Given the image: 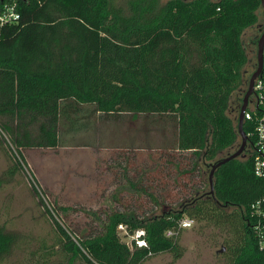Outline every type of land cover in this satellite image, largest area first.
Instances as JSON below:
<instances>
[{
    "label": "trees",
    "instance_id": "trees-1",
    "mask_svg": "<svg viewBox=\"0 0 264 264\" xmlns=\"http://www.w3.org/2000/svg\"><path fill=\"white\" fill-rule=\"evenodd\" d=\"M6 4L19 17L0 24L1 139L6 133L25 158L57 148L63 117L89 107L104 119L142 116L143 131L158 129L161 143L140 166L122 167L123 151L106 163V171L119 169L108 207L49 208L38 198L52 223L50 243L29 249L26 236L0 223V264L16 251L25 264H142L164 252L174 263L185 253V217L222 245L223 264H264L249 216L264 198L255 137L243 158L215 169L212 193L204 177L240 137L228 112L249 59L242 35L258 22L260 0H0V9ZM243 130L253 132L254 123L244 121ZM5 152L11 167L0 186L21 171ZM69 212H83V227ZM119 225L143 229L146 245H128Z\"/></svg>",
    "mask_w": 264,
    "mask_h": 264
},
{
    "label": "rangeland",
    "instance_id": "rangeland-1",
    "mask_svg": "<svg viewBox=\"0 0 264 264\" xmlns=\"http://www.w3.org/2000/svg\"><path fill=\"white\" fill-rule=\"evenodd\" d=\"M160 1L164 3L167 0ZM261 21L262 8L259 10L257 23ZM257 23L247 28L242 35L248 58L256 49L251 40L258 39L261 32L256 27ZM246 67L247 64L241 72ZM234 96L235 93L228 112L232 118L237 116ZM92 111L87 107L73 117L68 115L63 117L59 127L57 148L31 149L26 153V162L31 168L35 182L49 203L57 201L64 205L72 204L87 209L108 207L111 204L109 194L115 187L109 183L118 177L119 169L114 167L106 171L108 170L106 163L110 159L113 160L116 153L123 151L120 152V157L124 161H119L122 167H128L125 165L127 162H132L130 166L135 165L133 163L140 166L141 161L147 156L145 153L161 143L157 135L158 129L143 131L145 118L142 116L136 117V120H132L127 114L120 118L104 119ZM239 144L240 137L235 146L219 156L228 155L236 150ZM5 151V145L0 137V176L11 167V160ZM240 156L243 158L245 151ZM116 162L113 161V164ZM207 176L206 169L204 177L207 179ZM38 202L39 199L27 175L20 171L10 178L5 177V182L0 186V223H5L8 229L26 236L30 240V244H27L29 249H34L38 241L46 240L50 243L54 235L52 223ZM70 217L75 218L81 227L84 220H87L83 212L70 213ZM118 229L121 239L129 244L131 232H127L124 227ZM209 236L208 231L199 234L197 225L194 224L180 233V245L185 248V253L180 259L172 263L171 253L164 252L150 257L142 264H223V257L219 252L222 245H215ZM24 256V252L16 251L5 264H25Z\"/></svg>",
    "mask_w": 264,
    "mask_h": 264
},
{
    "label": "built area",
    "instance_id": "built-area-1",
    "mask_svg": "<svg viewBox=\"0 0 264 264\" xmlns=\"http://www.w3.org/2000/svg\"><path fill=\"white\" fill-rule=\"evenodd\" d=\"M18 17L19 15L15 11L14 4H6L3 9H0V24L17 20ZM253 94L255 101L249 108L244 110L243 122L248 120L254 123L253 132L247 134V136L252 135L255 137V142L252 147L254 156V173L257 177L264 181V67L261 73L254 80ZM2 139L9 155L21 167V172L29 177L31 184L33 185V189L35 193H37V197L43 200L47 207L51 208L52 201L49 203L44 199V195L41 193L35 182V178L31 173L29 164L26 162V158L20 154V149L11 142L6 133L2 132ZM249 216L252 220L250 228L257 240L258 246L259 248L264 249V198L259 199L252 204ZM193 223L194 221L188 217L182 218L178 223V229L189 228ZM118 228L122 229L123 226L119 225ZM176 233L177 232L175 230L166 231L167 236ZM144 235L145 231L143 229L131 232L129 244L132 245V243H134L138 247L145 246L146 241L144 239Z\"/></svg>",
    "mask_w": 264,
    "mask_h": 264
},
{
    "label": "water",
    "instance_id": "water-1",
    "mask_svg": "<svg viewBox=\"0 0 264 264\" xmlns=\"http://www.w3.org/2000/svg\"><path fill=\"white\" fill-rule=\"evenodd\" d=\"M261 3V8H262V13L264 14V0H260ZM263 47H264V29L261 32V34L258 37L257 40V50H256V59H257V68L253 71L251 74L249 81H248V86L247 90L244 95V99L242 101V104L239 107L238 115H237V125H238V133L240 136V144L239 147H237L236 150L233 152L229 153L228 155L222 157L218 161L212 164L210 172L208 174V182L210 186V193L213 192V174L215 169L220 166L221 164L227 162L230 159H233L235 157H238L242 152L244 151L247 142H248V136L243 130V118H244V110L246 107V98L253 92V84L255 78L261 73L262 68L264 66L263 63Z\"/></svg>",
    "mask_w": 264,
    "mask_h": 264
},
{
    "label": "flooded vegetation",
    "instance_id": "flooded-vegetation-1",
    "mask_svg": "<svg viewBox=\"0 0 264 264\" xmlns=\"http://www.w3.org/2000/svg\"><path fill=\"white\" fill-rule=\"evenodd\" d=\"M256 27L259 31H261V32L263 31V29H264V14L263 13H262V21L257 23ZM261 32H260V34H261ZM256 50H257V48L255 50H253L252 56L248 59L247 67L245 69H243V71H242V83H241L240 87L237 89V91L235 92V96L233 99L234 101H236L237 107L242 104L245 92L247 90L249 78H250L251 74L253 73V71L257 68L258 64H257V59H256ZM263 63H264V47H263ZM254 101H255V97H254V94L252 92L246 98L245 109L249 108L254 103ZM250 149H251L250 144L247 142V145H246L244 151L248 153L250 151Z\"/></svg>",
    "mask_w": 264,
    "mask_h": 264
}]
</instances>
